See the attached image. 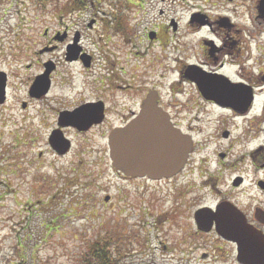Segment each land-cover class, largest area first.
<instances>
[{"label": "flooded vegetation", "instance_id": "1", "mask_svg": "<svg viewBox=\"0 0 264 264\" xmlns=\"http://www.w3.org/2000/svg\"><path fill=\"white\" fill-rule=\"evenodd\" d=\"M220 1L214 12L212 0H131L133 23L115 13L111 21L89 19L98 50L80 39L82 50L54 56V43L56 50L38 53L50 60L33 62L38 68L20 83L21 122L29 132L35 123L47 131L45 151H55L49 138L59 134L69 140L68 151L92 138L105 153L113 130L127 144L134 135L130 151H169L149 147L161 143L167 126L190 140L173 174L165 175L169 168L134 176L113 171L135 189L136 207L155 194L162 202L156 215L148 205L141 211L156 234L168 232L169 243L160 241L165 264H264V5ZM140 15L149 22L143 25ZM72 40L65 38V46ZM170 73L175 78L167 82ZM3 76L0 106L11 95ZM151 93L159 113L148 109L143 119ZM33 136L31 142L39 137Z\"/></svg>", "mask_w": 264, "mask_h": 264}, {"label": "rangeland", "instance_id": "2", "mask_svg": "<svg viewBox=\"0 0 264 264\" xmlns=\"http://www.w3.org/2000/svg\"><path fill=\"white\" fill-rule=\"evenodd\" d=\"M255 1L245 3L253 8ZM130 3L86 0L84 7L74 11L61 3L49 2L43 7L33 0H0V71L7 74L11 93L6 104L0 106V264H79L87 244L105 233L119 239L124 251V244H129L123 264H165L160 241L169 243L168 232L156 234L151 219L143 217L141 211L148 205V213L153 216L163 209L157 194L136 207V201H132L135 189L115 177L107 153L97 151L98 140H77L73 151L65 156L45 151L47 131L35 123L36 130L29 132L21 122L18 107L20 83L38 68L32 63L40 57H52L38 53L56 50V43L59 47L53 55L59 56L65 52V38L70 39L77 31L84 46L98 50L86 27L89 19L111 21L115 13L126 23H133ZM212 3L217 5L212 7L214 12L222 6L220 0ZM176 9L183 20L184 10ZM157 10L151 18L157 16ZM138 19L143 25L149 22L141 15ZM93 31L98 33L100 26ZM111 41L116 40L113 37ZM106 43L103 47L113 44ZM27 65L32 67L26 69ZM70 69L75 73L78 66ZM174 78L170 73L167 82ZM74 84L76 87L78 82ZM173 99L178 103V96ZM34 112L31 108L29 115L34 116ZM34 132L39 137L31 142ZM105 195L110 197L108 202L103 200ZM123 195L124 202L119 204Z\"/></svg>", "mask_w": 264, "mask_h": 264}, {"label": "water", "instance_id": "3", "mask_svg": "<svg viewBox=\"0 0 264 264\" xmlns=\"http://www.w3.org/2000/svg\"><path fill=\"white\" fill-rule=\"evenodd\" d=\"M264 5V0L261 1V6ZM65 36V35H64ZM63 36V37H64ZM78 35L76 34L74 37V43L69 45L67 47V52H74V45L77 43ZM77 50H79L77 48ZM1 73V72H0ZM2 76H0V103L4 101V86H5V79H4V73H1ZM150 101V103H148ZM153 102V98H147L146 104L143 106V119H145L149 114L147 110L150 111L154 110L155 115H157L159 112L157 108H153L152 105H150ZM61 142V145L63 143H66V140H62V138L57 137ZM128 144L125 143L122 145L120 141H118V137L116 136L115 131L111 134L109 137V145H110V157L112 160V165L122 170L126 175H134L136 174L140 169H144L146 172H151L152 169L154 172L162 174V172L165 169L169 168V172L165 173V175L173 174L177 171L178 167L181 165L182 158H184L185 155H187L188 150L190 148V140L186 138L184 140V137H180L179 134H177L174 129L167 128L165 129L164 136L162 137L161 143H157V139L155 141V144L149 145V147H163L166 149H169V151H128L132 148H135L136 145V138L133 136H129ZM53 137L51 138L50 142L53 148H55L58 154L62 155L65 154L68 148V145H64V149L60 150L57 146L58 141L54 142L52 141ZM63 142V143H62ZM123 146V147H122ZM178 148L179 150H187V151H174L173 149ZM171 150V151H170ZM173 150V151H172ZM181 157V161H179ZM151 170V171H150ZM107 200V198L105 199Z\"/></svg>", "mask_w": 264, "mask_h": 264}, {"label": "trees", "instance_id": "4", "mask_svg": "<svg viewBox=\"0 0 264 264\" xmlns=\"http://www.w3.org/2000/svg\"><path fill=\"white\" fill-rule=\"evenodd\" d=\"M39 6H46L49 2L61 3L62 6L72 7L80 10L85 6L86 0H33ZM68 4V5H67ZM64 185H67L64 183ZM118 236V235H116ZM128 240V238H126ZM115 240V241H114ZM139 241V240H137ZM119 239L113 235L105 233L96 235L86 247L84 254L81 255L79 264H123L125 252H129V244H124L125 251L119 246ZM130 242V241H129ZM131 243V242H130Z\"/></svg>", "mask_w": 264, "mask_h": 264}]
</instances>
